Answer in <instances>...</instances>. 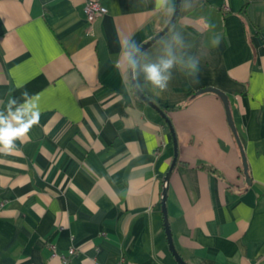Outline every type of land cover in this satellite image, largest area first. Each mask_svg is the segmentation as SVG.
I'll list each match as a JSON object with an SVG mask.
<instances>
[{
    "label": "crops",
    "instance_id": "0c3cea01",
    "mask_svg": "<svg viewBox=\"0 0 264 264\" xmlns=\"http://www.w3.org/2000/svg\"><path fill=\"white\" fill-rule=\"evenodd\" d=\"M86 1L0 0V113L15 126L10 113L32 98L40 112L0 152V264H64L72 247L68 264H179L161 205L173 136L138 102L123 59L167 25L176 0H98L108 11L94 36ZM141 54L136 79L178 137L176 249L190 264H264V0H181ZM161 59L173 60L165 91L142 71ZM206 87L229 97L250 183L224 101L197 94Z\"/></svg>",
    "mask_w": 264,
    "mask_h": 264
},
{
    "label": "clouds",
    "instance_id": "9594fccd",
    "mask_svg": "<svg viewBox=\"0 0 264 264\" xmlns=\"http://www.w3.org/2000/svg\"><path fill=\"white\" fill-rule=\"evenodd\" d=\"M162 0H157V4ZM137 54H140V48L133 44L130 48L123 51V59L127 66L132 68L134 74L138 65ZM142 55V54H141ZM173 66L172 59H161L158 63H147L142 66V71L145 75V80L150 83L153 88L160 91L167 90L170 75L166 73ZM193 68H196V63H193ZM139 84L136 89H140ZM27 98L28 94H23ZM15 103V101H11ZM11 120L15 122V126L10 122L8 117L0 113V152L11 153L15 149V140L24 141V137L34 124H37L40 117L38 105L32 98V103L26 104L23 110L17 109L15 113H10ZM27 117V119H25Z\"/></svg>",
    "mask_w": 264,
    "mask_h": 264
},
{
    "label": "water",
    "instance_id": "95a60500",
    "mask_svg": "<svg viewBox=\"0 0 264 264\" xmlns=\"http://www.w3.org/2000/svg\"><path fill=\"white\" fill-rule=\"evenodd\" d=\"M180 5H181V0H176L175 10L173 12V15H172L170 21L167 23V25L158 34H156L153 38H151L147 42L143 43L139 47L140 48V54L143 51H145L147 48L152 46L158 39H160L174 25V23L176 22V20L178 18L179 12H180ZM140 54H137V58L139 57ZM130 75H131L132 85H133L134 89L136 90L137 94L139 95V97L145 103H147L149 106H151L153 109H155L164 118V120L168 124L170 131H171V134L173 136L174 157H173L172 163H171V165H170V167L166 173V176L164 178L161 205H162V211H163V216H164V225H165V230H166L170 250H171L172 254L174 255L175 259L177 260V262L179 264H190L181 256V254L176 249V246H175L174 240H173L170 221L168 218V210H167V196H168L170 177H171V174H172V172H173V170H174V168L178 162V157H179V144H178V137L176 134V129L174 127L172 119L170 118V116L166 112V110L159 103L152 100L141 88L136 89V85L139 83L136 79V72L134 74L132 68H130ZM205 91H212V92L217 93L222 98V100L224 101L229 124H230V126H231V128H232V130L236 136V139H237V141L240 145L241 151H242L243 162H244V172L246 174V179H247V182L250 183V179H249L250 177H249V173H248V163L246 160V155H245V152L243 149L241 139L239 137L236 125H235L233 117H232V111H231V105H230L229 97L224 91H222L218 88H215V87L203 88L201 91H198L197 94H199L200 92H205Z\"/></svg>",
    "mask_w": 264,
    "mask_h": 264
},
{
    "label": "built area",
    "instance_id": "2783aa9c",
    "mask_svg": "<svg viewBox=\"0 0 264 264\" xmlns=\"http://www.w3.org/2000/svg\"><path fill=\"white\" fill-rule=\"evenodd\" d=\"M85 13H86V18L88 22V32L91 36L95 35V32L93 30V24L95 20L104 14L107 13L108 9L105 7L101 2L98 0H87L85 7H84ZM50 248L54 251H56V246L54 244H50ZM76 250L74 247H72L69 250V254H63L61 255L62 262L64 264H68L71 256L75 254Z\"/></svg>",
    "mask_w": 264,
    "mask_h": 264
},
{
    "label": "trees",
    "instance_id": "16d2710c",
    "mask_svg": "<svg viewBox=\"0 0 264 264\" xmlns=\"http://www.w3.org/2000/svg\"><path fill=\"white\" fill-rule=\"evenodd\" d=\"M138 102L140 103V104H146L141 98H139L138 97Z\"/></svg>",
    "mask_w": 264,
    "mask_h": 264
}]
</instances>
